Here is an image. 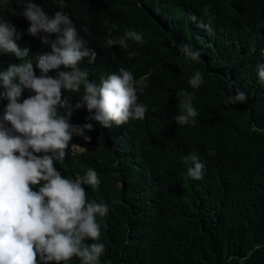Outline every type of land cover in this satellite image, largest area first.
Segmentation results:
<instances>
[{"label":"trees","instance_id":"1","mask_svg":"<svg viewBox=\"0 0 264 264\" xmlns=\"http://www.w3.org/2000/svg\"><path fill=\"white\" fill-rule=\"evenodd\" d=\"M232 1L65 0L67 6L61 9L54 0H34L50 16L56 11L68 14L80 37L97 52L94 63L85 58L80 64L90 81L99 84L123 67L135 78L143 77L146 84L138 93V102L148 107L144 121L130 119L101 131L89 119L86 107L75 109L83 86L77 93H62L67 100L62 112L73 109L70 123H92L93 129L85 133L90 147L82 153L71 146L86 142L72 138L65 159L55 164L57 170L74 178L103 164L115 174L126 169L120 178L123 186L118 182L109 186L110 210L98 218L99 242L106 249L100 264H227L228 257H241L253 244H264V131L252 130L253 125L264 129V85L256 70L264 64V0H254L245 12L229 11ZM26 2L9 0L3 6L0 0V19L15 26L20 34L16 43L29 49L28 59L39 76L36 57L50 48L27 33L29 23L22 16ZM205 5H210L211 34L189 20L196 15L207 23ZM245 20L257 23L260 30ZM129 29L141 33L144 43L129 40L127 47L105 46V37L119 38ZM180 44L199 50L200 59L186 60ZM18 63L14 55L0 53V71ZM196 71L203 74L204 83L193 104L198 113L192 128L195 134L176 123L173 131L167 130L164 123L178 105L177 84L187 86ZM48 75L55 77L56 72ZM236 91L247 94L246 103H227ZM31 94L26 90L21 102ZM6 104L0 100V116ZM109 131L117 132L111 136ZM118 139L125 145H117ZM189 139L192 142H183ZM193 151L207 159L209 169L197 184L182 177L189 167L183 158ZM135 171L146 189L136 183ZM84 187L89 201L103 204L101 192ZM67 264L81 261L73 257ZM245 264H264V247Z\"/></svg>","mask_w":264,"mask_h":264},{"label":"clouds","instance_id":"2","mask_svg":"<svg viewBox=\"0 0 264 264\" xmlns=\"http://www.w3.org/2000/svg\"><path fill=\"white\" fill-rule=\"evenodd\" d=\"M254 0H233L229 11L243 9L245 12ZM9 0H4L7 6ZM59 7H66L65 0H54ZM208 22L190 15L189 20L197 23L210 34L213 31L210 5L202 9ZM22 16L29 23L27 33L38 38L50 51L36 57L40 75L34 71L29 57V49L20 48L16 40L20 38L15 26L0 19V53L12 54L18 64H10L7 70L0 71V100L7 101L3 115L0 116V264H67L73 257L81 264H100L105 253V245L100 243L101 223L110 210L108 200L112 199L109 186L118 182L126 174L106 165L98 169L89 168L81 176L66 177L55 167L63 162L67 149L74 136L81 137L86 144L76 142L71 149L82 153L90 146V137L86 132L93 129L92 123L83 126L70 123L73 109L63 113L67 100L63 92L77 93L83 86L82 98L75 109L85 108L89 119L98 123L96 130L110 128L113 124L121 126L130 119L143 122L148 114L146 103H140L138 93L146 87L144 78L137 79L125 68L101 78L99 84L89 80V73L81 70V62L87 58L89 63L97 59V52L87 46L80 37L74 22L64 11L47 14L34 2L27 0ZM251 28L259 25L245 20ZM55 39H52V36ZM144 43L141 33L127 30L119 38L105 37V46L119 44L127 47V41ZM186 60L198 61L199 50L189 44L178 45ZM264 54V51H263ZM64 69V70H61ZM259 82L264 85V64L256 66ZM55 71V77L49 76ZM204 83L203 74L196 71L186 85H178V105L172 116L168 115L164 125L173 131L172 124L187 125L193 133L195 117L198 115L193 104L196 102L198 88ZM32 93L21 102L25 91ZM247 94L236 91L227 97V103L236 105L247 102ZM159 109V106L156 105ZM179 114L177 115L178 111ZM10 125V127H8ZM253 131H264L252 126ZM117 131H109L113 135ZM161 142V141H160ZM192 142L190 139L183 141ZM117 140V145H125ZM43 153V155H37ZM183 164L189 165L182 177L185 182L197 184L203 181V173L209 171L207 159L198 151L183 158ZM154 172L153 168H150ZM135 181L143 189L137 180ZM41 185L38 191L33 186ZM91 186L94 193H102V203L89 201L84 186ZM91 240L88 245L85 241ZM264 244L255 243L243 256H230L227 264L233 260L245 264L253 253Z\"/></svg>","mask_w":264,"mask_h":264}]
</instances>
